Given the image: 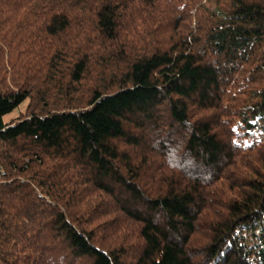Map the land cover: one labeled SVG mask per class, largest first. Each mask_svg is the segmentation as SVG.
Here are the masks:
<instances>
[{
    "label": "trees",
    "instance_id": "1",
    "mask_svg": "<svg viewBox=\"0 0 264 264\" xmlns=\"http://www.w3.org/2000/svg\"><path fill=\"white\" fill-rule=\"evenodd\" d=\"M0 264H264V0H0Z\"/></svg>",
    "mask_w": 264,
    "mask_h": 264
},
{
    "label": "rangeland",
    "instance_id": "2",
    "mask_svg": "<svg viewBox=\"0 0 264 264\" xmlns=\"http://www.w3.org/2000/svg\"><path fill=\"white\" fill-rule=\"evenodd\" d=\"M28 105V100L25 101L24 103H22L18 108H16L14 111H12L11 113H9L8 115L5 116V120L6 121H10L14 118H17L18 116L21 115L22 112H24L26 110V107ZM155 168V167H154ZM155 172V171H154ZM151 172H148V174H150ZM147 174V175H148Z\"/></svg>",
    "mask_w": 264,
    "mask_h": 264
}]
</instances>
